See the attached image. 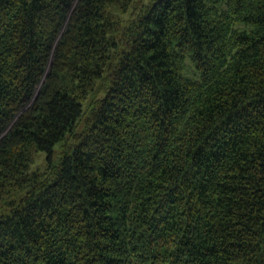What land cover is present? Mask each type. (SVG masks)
I'll list each match as a JSON object with an SVG mask.
<instances>
[{"label": "trees", "instance_id": "obj_1", "mask_svg": "<svg viewBox=\"0 0 264 264\" xmlns=\"http://www.w3.org/2000/svg\"><path fill=\"white\" fill-rule=\"evenodd\" d=\"M0 264H264V0H0Z\"/></svg>", "mask_w": 264, "mask_h": 264}, {"label": "rangeland", "instance_id": "obj_2", "mask_svg": "<svg viewBox=\"0 0 264 264\" xmlns=\"http://www.w3.org/2000/svg\"><path fill=\"white\" fill-rule=\"evenodd\" d=\"M187 63H188V61L186 62V64ZM185 75L189 76V77H194V74H191L189 71L187 72V70H185ZM41 83H42V81H41ZM40 85L38 86V88L40 87ZM57 146L58 145H56L55 148H54L55 154L57 153V150H58ZM45 163H46V154L41 152V153L38 154V158H37L35 166L41 168Z\"/></svg>", "mask_w": 264, "mask_h": 264}]
</instances>
